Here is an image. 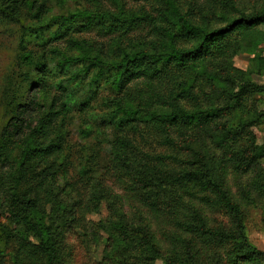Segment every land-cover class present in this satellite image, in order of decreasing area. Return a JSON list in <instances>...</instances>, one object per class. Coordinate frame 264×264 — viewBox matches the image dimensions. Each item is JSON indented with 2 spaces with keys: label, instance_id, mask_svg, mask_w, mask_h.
<instances>
[{
  "label": "rangeland",
  "instance_id": "374dc122",
  "mask_svg": "<svg viewBox=\"0 0 264 264\" xmlns=\"http://www.w3.org/2000/svg\"><path fill=\"white\" fill-rule=\"evenodd\" d=\"M17 1L20 5H13L19 10L18 18L12 11L2 15L6 12L4 8H9V0H0V223L7 222L5 210L11 204L12 194L16 193L21 198L26 196L39 201L50 212V223L57 236V264H166L149 253L128 251L118 243L113 238L116 232L111 225L119 220L147 228L149 234L154 235L161 254L169 261L264 264V256H258L255 262L252 261L256 257L245 260L235 253L232 244L220 246L201 236L204 229L220 234L237 230L231 214L207 206L204 195L194 191L189 196L178 192L168 203H158L150 209L143 202L144 194L135 190L131 175L126 171L131 162L144 164L146 156H171L208 170L218 177L222 189L228 191L229 197L240 207L242 222L238 231L251 248L264 255V191L260 187L264 185V152L248 168L241 164L238 167L232 158L235 149H248V143L264 148V119L260 117H264V91L247 95L238 104L235 99L243 84L252 83L264 90V25L234 32L225 39L222 49L194 62L193 69L170 74L154 85L136 82L119 98L108 89H100L87 112L73 111L56 123L57 129L47 143L60 145L58 155L48 162L41 160L20 169L18 148L23 139L6 142L2 132L21 110L18 106L38 102L39 109L35 106L27 109V123L35 127L47 112L58 111L65 96L63 88L75 90L68 70L58 74L60 56L99 57L111 63L121 52H151L162 41L154 24L161 22L166 10L162 0ZM172 1L190 22L210 30L224 27L239 13H264V0ZM122 7L148 16L152 21L142 22V27L126 39L105 37L96 31L80 35L76 37L80 43L77 47L50 40V33L44 36L50 42L40 48L34 36L23 37L25 32L37 30L59 16L94 10L113 13ZM25 40L30 44L26 51L21 47ZM195 44L194 40H182L177 46L187 49ZM55 51L61 54L52 53ZM26 55L32 58L26 61ZM37 61L45 62L48 70L43 73L44 87L35 93L39 88ZM75 67L73 70L80 68ZM102 82L100 80L99 84ZM180 83L185 87L184 94L183 86L174 90ZM152 91L158 92V98L163 100L151 97ZM140 92L145 94L147 106L163 112L174 104L186 111L224 109L225 112L197 128L177 125L161 128L135 123L126 130H118L100 122L114 102L118 99L130 102L140 98ZM254 120L256 122L252 123ZM239 122L244 129L233 139V134L228 132L238 129ZM117 139H124L132 146L124 160L116 158ZM179 165L176 166L179 170L190 169L188 165ZM18 170L20 174L16 173ZM19 179L24 180L17 181ZM57 203L61 206L57 207ZM29 240L36 243L32 237ZM19 249L20 245L12 242L5 257L0 258V264H37L21 257ZM18 258L22 261L17 263Z\"/></svg>",
  "mask_w": 264,
  "mask_h": 264
},
{
  "label": "trees",
  "instance_id": "16d2710c",
  "mask_svg": "<svg viewBox=\"0 0 264 264\" xmlns=\"http://www.w3.org/2000/svg\"><path fill=\"white\" fill-rule=\"evenodd\" d=\"M162 1L166 15H163L160 23L154 24V28L157 30L158 35L162 37V41L156 44L151 52L148 50L121 52L119 57L111 63H106L99 57L82 56L74 58L66 55L60 56L62 59L58 64V74L68 70L67 75L75 83V90L63 88L65 96L58 111L47 112L45 118L38 121L35 127L27 123L29 118L27 109L30 106L39 109L38 102L33 101L26 104V106H18V109L21 110L15 118L10 119V123L2 132V137L6 142L17 138L23 139L21 146L18 148L21 155L18 161L20 169L33 163L36 164L41 160L48 162L52 157L58 155L60 145L47 143L57 129V122L59 119L62 122L73 111L87 112L90 103L97 99L100 89H108L111 93L118 95L119 98L136 82H149L154 85V83H159L170 74L183 73L193 69L194 62L206 56H211L222 49L225 39L234 32L264 25V13L252 15L239 13L236 19L224 27L210 30L190 22L172 0ZM15 3H18L17 6L20 5L17 0H9V8L8 10L4 8L6 12H3L2 15L12 11V14L17 16L19 10L17 6L13 5ZM148 21H152V18L126 11L123 7L117 8V12L113 13L102 10L82 11L53 18L48 24L41 25L37 30L33 28L25 32L23 37L31 38V36H34L37 46L40 48L50 42L44 39L45 34L50 33V40L64 41L65 44L77 47L80 43L76 37L80 35L96 31L105 37L116 36L126 39L127 35L142 27V22ZM182 40H194L196 44L187 49L179 48L177 43ZM21 43V47L26 51L27 46L30 45L29 40ZM52 53L61 54L56 51ZM31 58L26 55L24 59L28 61ZM74 66H80V68L73 70ZM46 70H48V67L45 62H35L36 81L39 85L35 93L39 92L38 90L45 85L43 73ZM100 80L103 81L101 84H99ZM182 86L181 83L176 84L174 90ZM181 91L183 94L185 93L184 86ZM263 91L252 83L243 84L239 86L235 99L238 104L247 95ZM152 93L153 96L151 95V97L160 101L163 100L158 98V92L156 94V91H152ZM139 96L140 98H135L130 102L118 99L108 108L110 112L100 118V122L105 126H113L118 130H126L134 126L135 123L161 128L166 125L197 128L218 119L225 112L224 109L186 111L174 106L175 104L170 105L167 112H163L147 106L144 93L140 92ZM173 100L176 101V98ZM234 108L238 109V106ZM260 117L264 119V117ZM255 122V120L252 121V123ZM10 125L12 126L8 128ZM243 126L239 122L237 124L238 129L233 128L234 130L231 129L228 133L233 134V139H236L239 132L244 129ZM114 145L117 149V159L124 160V157L128 158L132 148L129 142L124 139H117ZM247 145L248 149H235L233 152L232 158L234 163H238V167L239 164L245 168L251 167L253 162L264 152V148H259L254 142ZM145 158L147 160L144 164L131 162L129 164L130 168L128 167L126 171L131 175L135 190L144 194L143 202L147 208L152 209L158 203H168L173 195L178 192H184L188 196L193 195L194 192L202 194L207 206L211 205L231 214L237 223L235 226L237 230L231 234H220L213 232V230L204 229L201 236L207 242L216 243L220 246L226 245V243L232 244L235 253L245 260L256 257L252 261L255 262L258 256H264L251 248L245 237L238 231L242 222V212L239 205L229 197V192L222 189L218 177L215 178L208 173V170L195 168V163H184L171 156H156L154 158L146 156ZM179 164L181 166L188 165L190 169L179 170L176 168ZM16 173L20 174L21 172L18 170ZM20 180L24 179L17 181ZM260 187L264 191V185ZM174 200L176 203L177 200L175 198ZM59 206H61V203H57V207ZM5 214H7V222L5 224L0 223V258L5 257L7 248L12 242H15L20 245V256L27 257L28 262L57 264V236L54 234L50 223V212L46 210L45 206H42L35 199L26 196L21 198L18 194L13 193L11 204L5 210ZM1 219L0 217V221ZM111 226L116 232L113 238L124 245L128 251L139 252L141 255L149 253L155 259H161L166 264H181L177 261H169L161 254L154 235L149 234L147 228L132 226L122 220L112 223ZM30 237L36 243L31 242ZM18 261H22V259L18 258L17 263Z\"/></svg>",
  "mask_w": 264,
  "mask_h": 264
}]
</instances>
